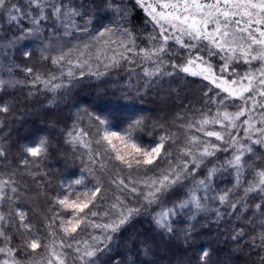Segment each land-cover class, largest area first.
Wrapping results in <instances>:
<instances>
[{
    "label": "snow or ice",
    "instance_id": "snow-or-ice-1",
    "mask_svg": "<svg viewBox=\"0 0 264 264\" xmlns=\"http://www.w3.org/2000/svg\"><path fill=\"white\" fill-rule=\"evenodd\" d=\"M132 2L151 26L147 34L132 30L128 5L117 0H107L111 18L99 26L84 0H0V32L10 33L0 36V92L28 88L29 95L51 94L54 103L74 82L121 69L130 81L125 97L178 77L203 86L201 105L185 106L172 127L153 122L160 131L147 144L139 136L145 116L119 127L79 109L63 130L81 161L79 174L52 193L48 137L21 144L11 166V149L0 136V264H145L115 255L121 233L142 215L168 237L184 217L187 237L197 216L215 212L221 219L225 206L242 215L250 197L257 202L244 223L254 230L251 247L260 249L264 264V0ZM26 41H39L36 51L50 70L15 63L14 51ZM32 54L25 46V58ZM9 111L0 103V113ZM225 173L233 183L220 188L216 181ZM24 177L45 201L39 227L22 207V199H35L27 196ZM244 234L239 227L233 238ZM141 252L152 254L150 241ZM209 255L203 249L200 264Z\"/></svg>",
    "mask_w": 264,
    "mask_h": 264
},
{
    "label": "trees",
    "instance_id": "trees-1",
    "mask_svg": "<svg viewBox=\"0 0 264 264\" xmlns=\"http://www.w3.org/2000/svg\"><path fill=\"white\" fill-rule=\"evenodd\" d=\"M117 2L128 5L130 12L126 23L132 30L138 35L147 34L151 26L145 23L143 13L133 7L132 0H117ZM106 3L107 0H84L86 6L94 9L97 26L111 18ZM17 30L15 26L11 29V31ZM5 34L10 33L0 32V36ZM38 44L39 41L18 45L14 51L15 63L21 67L31 66L43 72L50 70L51 66L39 58L36 51ZM25 46L32 50L33 54L30 58H25L23 55ZM15 75L24 79V74L20 71ZM127 76L128 73L121 69L99 81L85 78L84 81L74 82L75 86L63 95H59L54 103H50L51 94L29 95L28 88L0 92V103H6L10 108L9 113H0V123L3 124V127H0V136L11 149L9 157L12 160L11 166L16 165L18 148L21 144L47 136L52 147L45 167L50 173L48 177L50 184L47 188L52 193L57 190L62 179L71 177L73 173L79 174L81 161L63 141V130L71 125L74 114L79 109H88L104 115L119 127L126 126L135 116H145L146 127L139 136L147 144L155 139L160 131L153 128V122L172 127L175 115L183 111L185 106L198 107L202 103V83L191 78L185 82L179 77L171 82L166 81L163 86L150 90L146 95L137 96L130 93L125 97L121 93L127 90V85L130 83ZM172 92L173 94H170ZM8 167L6 166L5 170ZM24 179L28 182L27 196L35 197V182L28 177ZM216 183L220 188L231 187L233 178L225 173ZM256 202L250 197L249 209L239 216V208L230 215L227 206L220 209L223 214L221 219L217 218L215 212L202 213L191 221L192 231L187 237L184 217L178 221L177 234L168 237L154 231L153 226L148 222L147 214L142 215L121 233L115 255L120 257L122 262L131 256L133 260L143 261L145 264H200L201 251L207 249L210 255L206 264H261L260 249L251 247L254 230L244 223L251 212V206ZM21 203L28 211L29 218L39 227L40 213L46 206L43 197H35L34 200L22 199ZM239 227L244 228L245 234L234 239ZM147 241L151 242L152 252L148 257L141 252V245Z\"/></svg>",
    "mask_w": 264,
    "mask_h": 264
},
{
    "label": "rangeland",
    "instance_id": "rangeland-1",
    "mask_svg": "<svg viewBox=\"0 0 264 264\" xmlns=\"http://www.w3.org/2000/svg\"><path fill=\"white\" fill-rule=\"evenodd\" d=\"M27 42H29V43H31V42L36 43V42H38V41H26V43H27ZM174 93H175V92H174ZM170 94H173V92L170 93ZM160 118H161V116H160Z\"/></svg>",
    "mask_w": 264,
    "mask_h": 264
}]
</instances>
